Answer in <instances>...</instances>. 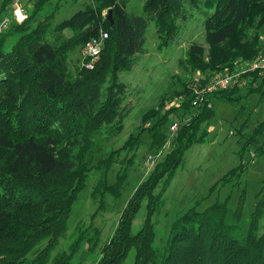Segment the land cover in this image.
<instances>
[{
  "label": "trees",
  "instance_id": "1",
  "mask_svg": "<svg viewBox=\"0 0 264 264\" xmlns=\"http://www.w3.org/2000/svg\"><path fill=\"white\" fill-rule=\"evenodd\" d=\"M12 1L2 2L0 18ZM27 2L26 22L0 35V264H76L85 245L92 246L91 251L99 250L95 264H125L132 251L133 264H264V233L259 232L264 218V186L256 196L244 235L238 232L247 189L241 192L234 223L228 222L230 194L223 202L205 208L195 204L173 222L166 244L162 247L157 242L155 216L165 205V194L187 151L207 142L208 131L202 128L215 117L211 101L216 97L240 101L238 87L185 100L179 108L189 118L170 139L163 128L169 113L177 109L161 115L147 128L152 135L151 149L163 152L168 142L169 146L133 192L112 237L100 244L93 225H79L69 247L58 252L92 172L83 163L84 155L98 136L120 134L134 110L139 91L122 82L120 74L132 71L137 57L146 53L150 25L155 26L159 47L167 48L179 41L187 24L206 17L209 57L206 61L201 45H192L190 69L232 70L240 61L254 60L262 49L258 33L250 42L246 38L249 29L264 27V0H146L142 13L130 12L129 0H93L94 6L56 25L52 40L48 33L63 0H36L33 7ZM48 5L52 6L50 11ZM103 32L108 38L94 67H75L73 52L98 40ZM13 33L20 37L5 51ZM250 79L246 96L264 95V75L253 74ZM263 130L264 123L248 144ZM143 132L131 136L97 165L104 174L92 191L93 201H99L93 218L105 209L107 193L120 197L126 177L110 185L108 174L121 150L139 147ZM247 168L240 163L210 192L222 182L241 179ZM142 209L143 224L135 229Z\"/></svg>",
  "mask_w": 264,
  "mask_h": 264
},
{
  "label": "rangeland",
  "instance_id": "2",
  "mask_svg": "<svg viewBox=\"0 0 264 264\" xmlns=\"http://www.w3.org/2000/svg\"><path fill=\"white\" fill-rule=\"evenodd\" d=\"M3 1L0 0V7ZM32 1V3L27 2L31 4V7L36 0ZM145 2L146 0H129L128 10L142 13ZM93 3V0H63L60 10L52 21V27L48 33L49 40L53 39L52 29L56 25L70 19L75 13L94 6ZM51 9L52 6L48 5L47 11ZM39 19L40 17L36 21ZM205 19L206 17L201 16L187 24L179 41L167 48L159 47L155 38V26L150 25L146 53L137 57L136 66L132 71L120 74L122 82L139 91L134 110L125 120L120 134L110 138L98 136L90 152L84 155L83 163L91 167L92 172L87 188L79 195V200L73 209L69 232L61 241L58 252L69 247L79 225L84 228L93 225L99 232L100 244L111 238L133 192L155 167L169 146L168 142L163 152L152 151V135L148 129L161 115L177 109L174 113H169L168 123L163 128V132L170 139L173 136L171 126L174 123L181 125L189 118L185 116L183 109L179 108L185 100L194 95L208 96L215 93L207 92V89L217 74L240 75L244 63L241 61L232 70L225 69L221 72L190 69L189 51L192 45H201L205 50L206 61L209 57L210 46L206 40ZM257 33L260 35L262 51L264 27L258 31L257 27L249 29L246 41L250 42ZM19 37V34L13 33L7 39L4 50L10 51ZM71 59L75 67L83 65L80 49L73 52ZM260 83L261 80L253 86L256 87ZM232 89L234 87L228 90ZM248 91V84L239 88L236 96L242 97L240 101H229L218 97L211 101L215 117L202 128V131H208L207 142L195 144L187 151L183 165L178 169L175 179L165 194V205L155 216L157 242L160 246L163 247L166 244L171 225L177 217L197 203L205 208L216 201L223 202L232 194L228 222L234 223L233 215L243 189H247V195L238 234L242 236L247 231L257 202L256 196L264 186V130L257 134L254 142L248 144L257 128L264 123V95L252 93L246 96ZM196 110V107L193 108L192 114ZM143 129L147 130L143 132ZM141 132L143 133L139 147L134 151L121 150L116 157V164L108 174L110 185L115 184L119 177H126L120 197L116 198L113 194L107 193L104 200L105 209L93 218L99 207V201L94 202L91 195L94 186L104 174V170H98L97 165L108 158L113 151L121 149L131 136H137ZM150 156L153 157V161L148 163ZM242 162L247 164L248 168L241 179L231 180L227 184L222 182L214 192H210L215 183ZM144 218L145 210L142 209L135 222V229L141 227ZM259 232L264 233V218ZM91 247L85 245L74 262L95 264L100 254L99 250L91 251ZM134 256L135 251H132L125 264H133Z\"/></svg>",
  "mask_w": 264,
  "mask_h": 264
},
{
  "label": "built area",
  "instance_id": "3",
  "mask_svg": "<svg viewBox=\"0 0 264 264\" xmlns=\"http://www.w3.org/2000/svg\"><path fill=\"white\" fill-rule=\"evenodd\" d=\"M27 0H13L12 4L7 9L8 11L0 18V35L7 33L13 26L22 25L28 18L25 4ZM108 34L103 32L98 40L88 42L82 49L81 55L83 58V66L92 69L95 62L100 57L105 40ZM253 74L264 75V49L252 61L243 63L240 75L236 74H217L211 80L207 92H217L228 90L231 87L242 88L250 82V77ZM179 123H174L171 126L173 135L177 132ZM153 161V157L148 158V163Z\"/></svg>",
  "mask_w": 264,
  "mask_h": 264
},
{
  "label": "water",
  "instance_id": "4",
  "mask_svg": "<svg viewBox=\"0 0 264 264\" xmlns=\"http://www.w3.org/2000/svg\"><path fill=\"white\" fill-rule=\"evenodd\" d=\"M109 19L113 23V11L112 10H110Z\"/></svg>",
  "mask_w": 264,
  "mask_h": 264
}]
</instances>
